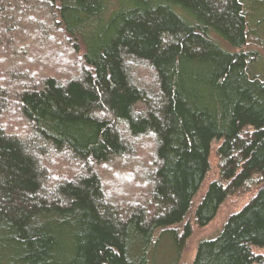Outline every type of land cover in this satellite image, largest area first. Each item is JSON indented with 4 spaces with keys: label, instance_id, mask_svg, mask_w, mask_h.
I'll return each mask as SVG.
<instances>
[{
    "label": "trees",
    "instance_id": "obj_1",
    "mask_svg": "<svg viewBox=\"0 0 264 264\" xmlns=\"http://www.w3.org/2000/svg\"><path fill=\"white\" fill-rule=\"evenodd\" d=\"M263 11L264 0H0V264H166L165 240L167 264H185L194 228L252 187L191 264H264ZM44 40L75 57L73 77L18 66ZM143 140L147 188L117 205L100 170ZM214 143L219 179L197 201ZM52 154L79 176L54 180Z\"/></svg>",
    "mask_w": 264,
    "mask_h": 264
},
{
    "label": "rangeland",
    "instance_id": "obj_2",
    "mask_svg": "<svg viewBox=\"0 0 264 264\" xmlns=\"http://www.w3.org/2000/svg\"><path fill=\"white\" fill-rule=\"evenodd\" d=\"M264 25V11L260 16ZM264 37H259L263 39ZM56 40L48 41L44 40L43 42L36 41L35 44L28 48L29 52L25 60L22 63H18V66L26 68L25 70H31L34 72V76L39 77L42 73L52 74L61 80L65 78L73 77V72L69 68L70 65L75 63V57L71 56L67 49L59 46ZM255 45V44H254ZM27 48V46H25ZM255 49L257 46H254ZM259 51L264 54V48L259 49ZM9 58V57H8ZM4 61V57H0V61ZM5 65V64H4ZM5 66H9L8 64ZM136 73V79L141 84H148L152 79V73L149 69H146L144 66L138 65L134 67ZM2 74V73H1ZM3 75V74H2ZM3 79V77H0ZM10 116V121L7 122L8 128L12 130H18L21 127L18 116L12 114ZM17 127V129H15ZM21 132V131H20ZM25 132H23L24 134ZM138 145L137 152L134 154V157L126 163L119 162L114 165L110 170L105 172L101 169L103 179L107 188L113 192V199L110 201L116 202L117 205H125L130 202H137L138 195L146 189L147 186H143L142 176L145 172L146 166L150 163L148 158H145L151 152V145L149 140H143ZM218 147L217 143L213 144L212 156H211V171L207 176V179L197 196V201H199L204 193L206 192L209 184L219 179L220 167L219 160L216 158V149ZM146 159V163L142 162L143 159ZM48 164L50 165V172L54 180H59L60 178L64 179H73L79 176L80 169L77 164L65 163V158L52 154L48 157ZM150 165V164H149ZM143 167V169H142ZM258 188L252 187L246 192L237 194L231 197L220 209L216 219L206 228L199 229L194 228L193 236L188 241L187 247L184 251L183 262L185 264H191L195 258L198 244L202 240L210 239L219 234L227 219L234 213L239 212L249 201L255 196ZM161 254H166L168 256L167 263L173 261L176 257V251L171 240H165L161 247ZM159 255V256H162Z\"/></svg>",
    "mask_w": 264,
    "mask_h": 264
}]
</instances>
